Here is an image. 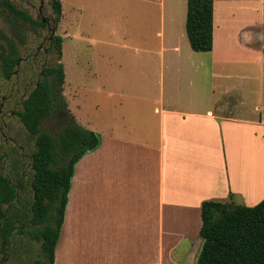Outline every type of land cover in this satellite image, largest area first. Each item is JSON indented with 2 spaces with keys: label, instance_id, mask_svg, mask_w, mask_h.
<instances>
[{
  "label": "crops",
  "instance_id": "obj_1",
  "mask_svg": "<svg viewBox=\"0 0 264 264\" xmlns=\"http://www.w3.org/2000/svg\"><path fill=\"white\" fill-rule=\"evenodd\" d=\"M134 1L143 35L126 71L89 64L73 77V100L95 80L118 101L99 114L80 101L68 109L100 146L75 165L54 264H196L193 245L180 260L174 241L198 234L203 202L264 199V0H213L207 53L189 46L187 0ZM117 29L105 25L111 48Z\"/></svg>",
  "mask_w": 264,
  "mask_h": 264
},
{
  "label": "trees",
  "instance_id": "obj_2",
  "mask_svg": "<svg viewBox=\"0 0 264 264\" xmlns=\"http://www.w3.org/2000/svg\"><path fill=\"white\" fill-rule=\"evenodd\" d=\"M49 5L57 23L62 15L61 2L49 0ZM0 18L10 33L8 36L0 32V72L8 80L19 72L21 57L17 47L25 45V29H37L45 24L9 0H0ZM212 29L213 0H187L185 32L193 52L211 51ZM51 40L50 50L56 53L57 60L40 69L33 89L16 113L36 146L30 163L32 200L26 222L20 221V214L8 216L21 184L14 185L8 177L0 175V256L17 230L39 244L35 264H54L75 165L100 146L98 134L81 127L68 110L63 95L65 75L60 63L63 39L55 35ZM49 118L60 123L59 131L54 134L40 131ZM200 217L198 236L202 244L196 264H264V199L252 207L206 201L201 204Z\"/></svg>",
  "mask_w": 264,
  "mask_h": 264
},
{
  "label": "rangeland",
  "instance_id": "obj_3",
  "mask_svg": "<svg viewBox=\"0 0 264 264\" xmlns=\"http://www.w3.org/2000/svg\"><path fill=\"white\" fill-rule=\"evenodd\" d=\"M9 1L15 7L27 11L33 19L41 21V17H44L50 23L49 26L45 25L37 29L28 27L25 29V45L17 47L21 57L19 72L8 80H5L0 72V175L8 177L14 185L21 184L16 189L17 200L14 208L9 209L8 216L13 218L15 214H20V221L24 223L29 215L32 200L30 163L36 146L35 139L27 133L16 113L21 110L22 101L33 89L40 69L54 64L57 60L56 53L50 50V40L55 35L64 39L60 62L64 66L66 93L64 95L68 109L73 112L75 103L80 101L76 106L79 105L81 113L92 115L102 112L105 106L116 104L117 97L112 96L109 99L101 90H94L97 87L95 80H88L86 83L92 85V90L81 87L80 97L73 100L72 87L76 88L75 84L78 82L73 77L76 73L87 72L89 64L93 71L99 73L126 71V62L136 57L138 50L136 47L143 35L140 11L142 7L134 0H61L62 16L55 23L49 0H43L42 7L40 0ZM260 1L256 0L258 4ZM63 15L66 19L64 24ZM109 23L112 27L116 23L118 25V29L114 30L116 37L113 35V42L120 43L113 48L105 44V25L108 26ZM53 25H55V33L51 37ZM0 32L10 35L8 25L2 18H0ZM123 40L128 41L125 46L121 42ZM59 124L57 119L49 118L43 122L40 131L54 134L59 131ZM191 236L192 239L174 241L178 249V259L188 261L187 254L191 250V244L192 258L198 254L201 240L198 234L193 233ZM60 239H63L64 248L67 244L66 252L63 253L64 258H70L73 240L65 239V234L62 233ZM76 248L78 249V240H76ZM39 253L38 243L29 240L27 235L18 234L15 230L9 238L8 245L3 248L0 264H35Z\"/></svg>",
  "mask_w": 264,
  "mask_h": 264
},
{
  "label": "flooded vegetation",
  "instance_id": "obj_4",
  "mask_svg": "<svg viewBox=\"0 0 264 264\" xmlns=\"http://www.w3.org/2000/svg\"><path fill=\"white\" fill-rule=\"evenodd\" d=\"M39 14L40 15L42 14L41 13V9H39ZM41 22L44 23L46 26H49V24H50L49 21L46 18H44V17H41ZM50 42H52V40H50ZM50 45H51V43H50Z\"/></svg>",
  "mask_w": 264,
  "mask_h": 264
},
{
  "label": "water",
  "instance_id": "obj_5",
  "mask_svg": "<svg viewBox=\"0 0 264 264\" xmlns=\"http://www.w3.org/2000/svg\"><path fill=\"white\" fill-rule=\"evenodd\" d=\"M40 3H41V5H40V7H42V4H43V0H40ZM55 33V25H53V27H52V29H51V37H52V35ZM50 37V38H51Z\"/></svg>",
  "mask_w": 264,
  "mask_h": 264
}]
</instances>
